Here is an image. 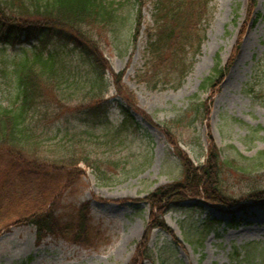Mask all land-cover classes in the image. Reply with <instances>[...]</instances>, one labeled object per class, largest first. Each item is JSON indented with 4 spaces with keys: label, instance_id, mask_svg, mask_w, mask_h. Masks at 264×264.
Masks as SVG:
<instances>
[{
    "label": "rangeland",
    "instance_id": "1",
    "mask_svg": "<svg viewBox=\"0 0 264 264\" xmlns=\"http://www.w3.org/2000/svg\"><path fill=\"white\" fill-rule=\"evenodd\" d=\"M127 8L130 12L132 2ZM139 9L135 42L128 38L130 16L123 34L113 39L103 34L101 45L113 71H123L120 93L130 92L152 122L135 116L140 128L128 149L118 153L127 161L125 170L111 168L103 182L82 166L83 174L63 190L55 208L67 220L88 203L93 232L86 243L63 235L38 242L33 225L11 226L0 232V264H128L133 256L134 264H264V206L247 197L264 188V163L256 159L264 151V79L254 92L248 88L264 58V0H208L200 19L186 21L195 29L180 38L178 50H166L163 60L151 56L148 45L157 34L156 0H139ZM174 26L166 21V30ZM30 40L37 42L36 37ZM23 50L0 45V62H14ZM217 60L224 71L210 88L205 80L213 77ZM14 94L13 81L0 74V107L11 105ZM115 94L110 88L107 96ZM202 103L209 105L205 119L196 111ZM121 118L117 108H110L109 120L117 123ZM210 139L226 162L221 188L236 200L234 205L186 198L162 215L171 233L154 228L146 236L150 206L145 197L181 179L177 150L203 165ZM5 154L0 160L11 164ZM4 178L0 171V185ZM140 245L143 255H135ZM145 248L150 259L144 256Z\"/></svg>",
    "mask_w": 264,
    "mask_h": 264
},
{
    "label": "trees",
    "instance_id": "2",
    "mask_svg": "<svg viewBox=\"0 0 264 264\" xmlns=\"http://www.w3.org/2000/svg\"><path fill=\"white\" fill-rule=\"evenodd\" d=\"M130 2L129 12L125 8ZM207 4L208 0H156L157 34L148 40L150 55L163 60L166 50H178L180 38L195 29L186 26V21L200 19ZM139 11V0H0V45L24 49L14 62H0V74L9 77L15 88L12 104L0 107V154L12 160L11 164L0 160L5 176L0 185V232L29 224L35 227L38 242L50 235L88 241L93 232L88 203H82L67 220L55 208L63 190L83 174L82 166L94 170L103 182L111 168L125 170L127 161L122 162L118 153L128 149L132 134L140 128L135 116L152 122L130 92L120 93L123 71H113L101 45L103 34L110 39L122 35L130 16L133 27L128 38L135 42ZM166 21L175 26L166 30ZM217 61L213 77L205 80L210 88L223 75L224 67ZM259 79H264V58L255 67L250 91H255ZM110 88L116 92L112 99L107 96ZM112 107L122 117L117 123L109 120ZM196 111L205 119L209 105L199 104ZM177 155L183 169L181 179L145 197L150 206L146 236L154 228L171 233L162 215L186 198H201L226 208L236 201L221 188L226 162L221 161L211 139L203 165H195L179 150ZM256 159L259 165L264 163V151ZM247 197L264 206V188L252 190ZM139 253L143 255L141 245L135 255ZM144 256L151 258L148 248ZM134 259L128 264H134Z\"/></svg>",
    "mask_w": 264,
    "mask_h": 264
}]
</instances>
